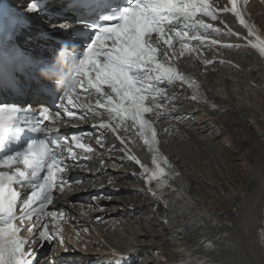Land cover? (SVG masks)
<instances>
[{
	"label": "snow or ice",
	"instance_id": "snow-or-ice-1",
	"mask_svg": "<svg viewBox=\"0 0 264 264\" xmlns=\"http://www.w3.org/2000/svg\"><path fill=\"white\" fill-rule=\"evenodd\" d=\"M237 4L238 0H231L230 8L218 11L211 8L208 0H124L123 5L114 6L112 13L103 17L107 23L99 27L78 60L76 83L85 92L94 91L100 99H97L95 105L74 103L72 90L75 84H69L60 97L61 103L66 101L77 110L83 108L93 117L99 115L95 111L98 108L106 111L113 119L121 122L131 120L138 126L145 137L144 143L153 152L152 167L141 163L135 156L131 159L140 166L146 185L157 202L161 201V195L158 194L161 187H167L175 194L176 189L168 181L179 178L180 173L161 153L153 122L145 116L162 107L155 101L164 97L165 87L177 81L183 85L190 79L169 64L176 55L173 50L174 40L179 38L180 53L183 54L188 48L184 42L188 31L212 28V25L197 19V15L201 13L216 19L220 11L231 12L239 18L240 25L251 28L243 6ZM211 43L215 44L217 41ZM254 47L264 54V40ZM192 99L196 100V96L193 95ZM29 115L37 116V124L53 119L48 115L47 109L37 113L31 110V106L25 109L0 103V167L23 165L15 167L12 172L0 171V264H34L32 252L25 251L28 241L19 236L21 227L16 221L23 224L33 216L43 215L46 205L52 203L53 194L64 191L65 180L61 176L66 167L64 156H71L73 163L81 162L68 145L67 137L46 139L54 131L52 128L21 127V124L31 123L27 119ZM67 115L79 120L85 119V116H77L76 111L69 110ZM94 127L107 128L110 125ZM25 130L43 133L45 139L32 140L23 148H18L20 133ZM112 131L115 132L116 129L113 128ZM71 139L78 148L92 150L81 143L77 135L72 134ZM61 146L67 151H60ZM25 185L30 187L22 199L17 186ZM18 202L21 205L20 215H17ZM162 203L167 212L171 200L164 199ZM48 214L56 215L55 212ZM161 218L164 223L169 224L171 233L169 217L162 213ZM35 226V223L25 225L24 230L31 231ZM38 234L45 241L57 238L63 243L59 232L50 235L46 225Z\"/></svg>",
	"mask_w": 264,
	"mask_h": 264
},
{
	"label": "bare ground",
	"instance_id": "bare-ground-1",
	"mask_svg": "<svg viewBox=\"0 0 264 264\" xmlns=\"http://www.w3.org/2000/svg\"><path fill=\"white\" fill-rule=\"evenodd\" d=\"M250 10L264 31L262 5L254 2ZM230 56L241 65L240 70L215 66L201 76L223 114L182 101L178 110L188 117L182 124H173L172 135L163 138L192 198L208 211H215L219 218L214 228L198 225L193 230L191 220L184 224L180 234L195 235L191 240L195 244L194 261L264 264V90L250 85L252 81L263 86L264 67L249 49L240 48ZM187 67L195 71L190 63ZM113 175L128 178L125 186L129 187L118 196V203L111 205L120 210L108 215L105 225L90 227L92 242L109 244L130 254L134 264H160L166 258L181 262L172 235L142 187L129 174ZM101 182L107 184L101 179L94 183ZM89 187L90 184L85 186ZM214 190L220 200L226 201L225 207L220 203L221 210L209 202ZM88 207L93 209L92 202Z\"/></svg>",
	"mask_w": 264,
	"mask_h": 264
},
{
	"label": "rangeland",
	"instance_id": "rangeland-1",
	"mask_svg": "<svg viewBox=\"0 0 264 264\" xmlns=\"http://www.w3.org/2000/svg\"><path fill=\"white\" fill-rule=\"evenodd\" d=\"M224 187L226 188V185H224ZM227 189H228V188H227ZM214 191H215V190H214ZM216 191H217V189H216ZM216 191H215V193L213 194L214 197H213L212 195L210 196V198H209V202H212V201H213L211 204H213V206L215 205V207H217V208H219V209L221 210L222 207H225V204H224V203H225L226 201H222V200H220V197H219L220 195L217 193L218 191H217V192H216ZM215 194H216V195H215ZM218 198H219V199H218ZM214 203H215V204H214ZM220 203H223L224 205L221 207V204H220Z\"/></svg>",
	"mask_w": 264,
	"mask_h": 264
}]
</instances>
